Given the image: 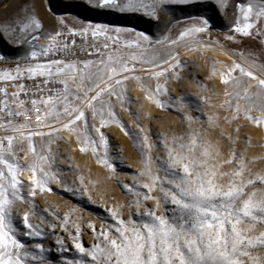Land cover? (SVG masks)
Here are the masks:
<instances>
[{
  "label": "snow or ice",
  "instance_id": "snow-or-ice-1",
  "mask_svg": "<svg viewBox=\"0 0 264 264\" xmlns=\"http://www.w3.org/2000/svg\"><path fill=\"white\" fill-rule=\"evenodd\" d=\"M207 3L211 6L212 0ZM170 4L188 6L193 0H86L87 8L100 15L140 13L156 21L159 10L169 8ZM218 5L226 7V0H218ZM194 6L204 4L196 0ZM237 9L240 15L230 32L252 36L251 30L256 28L258 35L264 36V0L246 6L238 4ZM185 20L188 23L175 36L166 34L161 39L138 32L135 39L122 46L123 51L120 34L126 30L107 23L88 24L76 31L60 21V27H54L44 37L46 43L37 44L42 24L32 9L21 7L0 22V42L11 41L16 48L30 45L23 66L17 63L13 70L0 73V82L8 85L0 86V264H51L56 259L54 255H45L44 234L31 223L28 212L20 215L18 204H29L35 214L33 200L37 192H51V184L59 182L58 175L51 172V145L59 133L76 135L81 153L87 152L88 146L93 152L106 148L107 139L102 131L107 126L105 116H116L113 99L124 105L125 82L138 73H145L152 80L166 76L169 68L179 67V53L172 46L181 42L198 44V51L205 47L198 37L208 30L209 19L189 15ZM166 31L170 33L171 29ZM77 36L88 44L87 53L79 48ZM98 37H106V42H97ZM225 39L234 38L229 34ZM260 46L264 47V40ZM241 57V61L233 60L226 66V72L219 77L225 97L219 106L226 113L222 119L229 125L245 119L261 127L264 53L251 49L242 52ZM160 91L161 85L157 83L155 92ZM172 103L183 107L178 100ZM168 110L174 109L169 105ZM195 118L181 116L182 120ZM220 119L208 118L207 139L195 133L185 142L184 135L179 134L172 137V147L166 142L167 159L157 157L160 167L156 171L162 175L152 171L143 152L151 145L144 137L141 155L145 170L139 175L146 176L149 182L124 187L129 192L137 187L152 192L158 187L161 198L157 206L162 201L167 215L138 211V219L126 221L111 212L112 224L100 229L90 226L95 237L90 248L82 243L80 229L76 228L72 239L79 258L66 264H264V257L259 253L253 255L254 249H264V231L255 236L249 234L257 226L264 228V174L251 178L254 174L247 164L253 161L236 148L241 127L225 133ZM214 132L218 133L215 142L211 136ZM223 141L228 142L226 159H221ZM244 141L247 151L250 142L247 137ZM259 159L264 162V156ZM98 162L110 172L115 171L114 162L107 158ZM224 165L231 166L229 171H220ZM245 171L250 178L245 179ZM142 199L146 202L155 197L144 194ZM136 203L139 208L140 201ZM62 219L66 226L68 217ZM245 224L248 227H242ZM29 237L41 239L28 240ZM56 244L61 253L70 251L63 240Z\"/></svg>",
  "mask_w": 264,
  "mask_h": 264
},
{
  "label": "rangeland",
  "instance_id": "rangeland-1",
  "mask_svg": "<svg viewBox=\"0 0 264 264\" xmlns=\"http://www.w3.org/2000/svg\"><path fill=\"white\" fill-rule=\"evenodd\" d=\"M201 2L204 6H194L196 0L188 6L170 4L169 8L159 10V21H156L140 13L100 15L87 8L86 0H0V22L5 21L21 7L30 8L42 24V28L38 30L40 38H44L55 27L58 18L75 29H80L81 26L86 27L88 24L107 23L112 28L119 27L126 30L120 34V45L123 51L122 46L135 39L138 32L144 31L150 33L153 38L161 39L166 34L175 36L188 23L185 20L187 16L202 15L209 19V26L208 30L198 37L201 44L219 47L232 54L235 57L233 60L238 61L242 60V52L246 53L251 49H255L258 54L264 53V47L260 46L264 36L258 35L256 28L251 30L252 36L230 32L240 15L237 5L246 6L247 3L258 2V0H226V7H220L218 0H212L211 6L208 5L207 0H201ZM169 28L170 33L166 31ZM30 31L37 30L30 29ZM229 34L233 36V41L225 39ZM0 45L5 48H0L3 53L16 56H25L30 49L29 44L16 48L11 41L0 42ZM197 46L198 44L184 42L178 46H172V50L179 53L180 66L169 68L166 76L148 80L145 73H138L125 82L124 105L121 106L113 99L116 116L114 119H108L105 116L107 126L102 131L107 139L106 148L99 147L97 152H93L91 146H88V151L81 153L78 137L74 134L70 135L67 131L59 133L56 141L52 143L51 156L54 157V163L51 164V172L58 175L59 182L51 184V192H37L33 200L36 205L35 214L29 204H18L20 215L28 212L31 223L39 226L44 234L42 240L45 255L51 254L56 257L51 264H66L69 260L79 258L72 239L76 228L80 229L82 243L86 248H90L95 240L90 226L94 225L100 229L106 224H112L111 212H116L126 221L130 218L138 219L136 215L138 211L151 210L160 215H167L162 201L157 206V201L161 198L158 187L152 192L140 187L129 192L124 187V185H141L149 182L146 176L139 175L145 170L141 155L144 137H147L151 147L143 149V152L149 158L153 173L162 175L156 171L160 167L157 157L167 159L166 142L168 147H172V137L179 134L184 135L185 142L195 133H200L207 139L209 134L205 132V129L208 127L206 123L208 118L215 120L221 117L219 124L225 133L231 132L233 127H241L240 142L236 148L253 161L247 164V168L254 174L251 178L264 174V162L259 159L264 156V133L259 132L262 129L252 136L246 129L248 125H253L252 123L239 119L229 125L222 119L226 115L225 111L219 110L225 97L224 86L217 76L218 73L226 72V66L231 65L233 60L225 57L226 55L217 56L213 52H202L201 49L198 51ZM204 50L210 49L204 48ZM257 66L259 67V62ZM157 83L161 85L159 93L155 92ZM174 99L180 101L183 107L173 104ZM157 101L162 104L158 106ZM169 105L174 110L169 111ZM181 116L196 118L182 120ZM96 123L98 124V121ZM141 128L143 131H140ZM125 132L129 134L126 135ZM59 136L63 139H59ZM211 136L215 142L218 133H211ZM244 137H247L250 142L247 151H245ZM222 143L224 147L221 159H226L228 158V142ZM39 144L38 141V147ZM102 158H107L110 163L114 162V172H110L104 164L98 162ZM230 167L224 165L220 171L227 172ZM26 174L28 175L27 172ZM244 177L250 178L247 171ZM25 183H27L26 180ZM144 194L151 195L155 199L145 202L142 199ZM137 200L140 201L139 208H137ZM46 208L49 212L43 211ZM65 216L68 217L66 226L62 219ZM242 227L246 228L248 225L245 224ZM260 231H264V228L257 226L256 230L249 234L255 236ZM57 240H63L70 251L61 253L56 244ZM257 253L264 257V249H254L253 255Z\"/></svg>",
  "mask_w": 264,
  "mask_h": 264
},
{
  "label": "built area",
  "instance_id": "built-area-1",
  "mask_svg": "<svg viewBox=\"0 0 264 264\" xmlns=\"http://www.w3.org/2000/svg\"><path fill=\"white\" fill-rule=\"evenodd\" d=\"M60 21H63V20L61 18H58L56 20V24H55L56 28L60 27V23H59ZM64 24L70 29H74L76 31L80 30V29H75V28L69 26L65 22H64ZM110 35H114V34L110 33ZM75 39L77 40L79 48L83 49L84 52L87 53L89 51L88 44L84 43L80 36L75 37ZM88 40H89V43L92 42V38H91L90 33H89ZM97 42H106V37H98ZM36 43L37 44H45L46 40L44 38H40L38 41H36ZM0 55L3 56V59L0 60V73H2L5 70H13L17 63H20L21 66H23L24 58L26 56V55L25 56H16V55L5 54L1 50H0ZM0 86L7 87L8 85L4 84L3 82H0ZM0 95H2V94H0Z\"/></svg>",
  "mask_w": 264,
  "mask_h": 264
},
{
  "label": "bare ground",
  "instance_id": "bare-ground-1",
  "mask_svg": "<svg viewBox=\"0 0 264 264\" xmlns=\"http://www.w3.org/2000/svg\"><path fill=\"white\" fill-rule=\"evenodd\" d=\"M205 47H203V48H201V50H202V52H213V53H215V54H217V56H224V55H226L225 57H229V58H231L232 60L233 59H235V57L232 55V54H230V53H228L227 51H225V50H223V49H221V48H219V47H214V46H209V45H206V44H203ZM199 47V45L197 46V48ZM204 48H208V49H210V50H204ZM238 61V60H237ZM220 75H221V73H218V78L220 77ZM219 110H222L223 111V109H221V108H219ZM224 112V111H223ZM254 115H258V113H253ZM246 129H247V131L252 135V136H255V133L258 131V130H261V131H259L260 132V134H262V133H264V126H261V127H257L255 124H253V125H248L247 127H246ZM25 175V177H27V174L25 173L24 174Z\"/></svg>",
  "mask_w": 264,
  "mask_h": 264
},
{
  "label": "crops",
  "instance_id": "crops-1",
  "mask_svg": "<svg viewBox=\"0 0 264 264\" xmlns=\"http://www.w3.org/2000/svg\"><path fill=\"white\" fill-rule=\"evenodd\" d=\"M0 48H1V49H5V48H4L3 46H1V45H0ZM7 54H10V53H7ZM12 55H14V54H12Z\"/></svg>",
  "mask_w": 264,
  "mask_h": 264
}]
</instances>
